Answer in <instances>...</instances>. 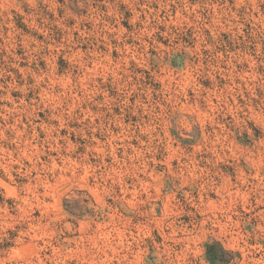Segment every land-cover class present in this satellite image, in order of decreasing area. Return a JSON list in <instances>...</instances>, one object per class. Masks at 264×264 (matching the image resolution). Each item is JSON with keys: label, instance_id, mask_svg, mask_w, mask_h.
Segmentation results:
<instances>
[{"label": "rangeland", "instance_id": "obj_1", "mask_svg": "<svg viewBox=\"0 0 264 264\" xmlns=\"http://www.w3.org/2000/svg\"><path fill=\"white\" fill-rule=\"evenodd\" d=\"M0 264H264V0H0Z\"/></svg>", "mask_w": 264, "mask_h": 264}]
</instances>
